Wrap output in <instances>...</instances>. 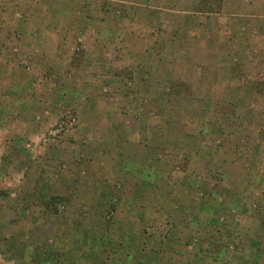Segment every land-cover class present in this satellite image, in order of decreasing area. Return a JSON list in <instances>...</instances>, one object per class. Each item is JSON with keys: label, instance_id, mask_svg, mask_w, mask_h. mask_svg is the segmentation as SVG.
Wrapping results in <instances>:
<instances>
[{"label": "rangeland", "instance_id": "1", "mask_svg": "<svg viewBox=\"0 0 264 264\" xmlns=\"http://www.w3.org/2000/svg\"><path fill=\"white\" fill-rule=\"evenodd\" d=\"M199 4L0 0V264H264V0Z\"/></svg>", "mask_w": 264, "mask_h": 264}, {"label": "trees", "instance_id": "2", "mask_svg": "<svg viewBox=\"0 0 264 264\" xmlns=\"http://www.w3.org/2000/svg\"><path fill=\"white\" fill-rule=\"evenodd\" d=\"M215 1V2H214ZM221 2L222 0H200V4L199 6L203 9V10H207V12H217V10L220 9L221 7ZM47 206H50V204H48V202H46ZM146 244H145V241H142L140 242V244H137V245H134V246H129V249L126 251L125 250V253L124 254H121V255H118V256H113L111 257V260L113 262H116L118 264H121V259L122 258H127L129 255H132V256H138L140 260L141 257L139 256L142 252L145 251L146 249ZM152 250H155L153 248H150ZM114 253H116V251H114ZM147 253V252H146ZM109 259V258H108ZM143 263H146L144 262V260H140V264H143Z\"/></svg>", "mask_w": 264, "mask_h": 264}]
</instances>
